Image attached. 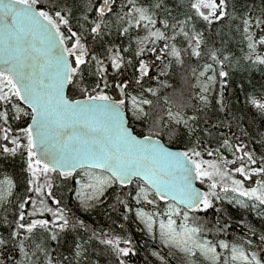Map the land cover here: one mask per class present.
Listing matches in <instances>:
<instances>
[{
	"label": "snow or ice",
	"instance_id": "6c2138e0",
	"mask_svg": "<svg viewBox=\"0 0 264 264\" xmlns=\"http://www.w3.org/2000/svg\"><path fill=\"white\" fill-rule=\"evenodd\" d=\"M240 69L264 81V0H0V264H134L130 221L186 264H264V83L230 107Z\"/></svg>",
	"mask_w": 264,
	"mask_h": 264
},
{
	"label": "trees",
	"instance_id": "16d2710c",
	"mask_svg": "<svg viewBox=\"0 0 264 264\" xmlns=\"http://www.w3.org/2000/svg\"><path fill=\"white\" fill-rule=\"evenodd\" d=\"M181 2L186 4L187 0H176V3H181ZM259 2H260V0H256V3H259ZM242 79H243L244 84L249 89H251L252 85L254 84L256 91H259L261 83H264V81H262V79H261V75H260L259 71H249V72L245 73L243 69H240L239 72H236L231 77L232 83L225 93L226 102L228 103V105L230 107L232 105H235L236 108L239 109L244 102V94L243 93H240L239 100L236 99V95H235V93L239 90L238 86H239ZM169 82L174 84L175 88L177 89V92H179L180 88L182 87V84H181V81L179 80V77H176L175 79H173ZM218 92H219V86L217 85V90H216L217 96H218ZM220 115H221V118H223V114L221 113ZM211 118L213 119L214 122H216L215 116H211ZM214 133H215V135H217L218 137H221V138H223L224 135H227L229 137H233V133L238 134L237 129L235 127H233L232 131H229V129L226 126L223 127L222 129H220V131H218V132H216L214 130ZM249 146L250 147L252 146L251 141H249ZM257 151L258 152L264 151V149H260L259 146L257 145ZM205 158L211 159L209 157H205ZM5 176H8L9 178H11L13 180L16 179V176L13 174L11 169H8L6 171L3 169H0V182L3 181ZM21 192H22V187H21ZM64 195H65V202H67L68 196L71 195V197L73 199V203H75V200L73 197L74 191L71 193L65 192ZM106 197H110V202H114V196H112L110 189L106 193ZM232 211L235 212V209H232ZM207 219L209 221H212V220H214V217L211 214H209L207 216ZM129 225L130 226L126 225L125 230L127 232H130L133 235L134 239L136 241H138L139 244L141 245L139 256L134 258V264H159V261L154 259L150 252L152 250L153 251H161L162 253H168V252L164 251L159 246L157 241L155 242V244H153L151 239H149L143 232H141L139 230L136 223L130 221ZM240 235H241L240 228H236V230L231 233V238L238 239ZM167 259L170 262V264H181L174 257H172L169 253H168Z\"/></svg>",
	"mask_w": 264,
	"mask_h": 264
},
{
	"label": "rangeland",
	"instance_id": "374dc122",
	"mask_svg": "<svg viewBox=\"0 0 264 264\" xmlns=\"http://www.w3.org/2000/svg\"><path fill=\"white\" fill-rule=\"evenodd\" d=\"M85 171H94V170H85ZM77 179H81V186H79L80 187V190H81V192H82V195H84V196H89V195H92L93 194V190L91 189V188H88V187H86V184H87V182H88V177L87 176H83V177H81V176H78L77 177ZM3 181H4V179H3ZM2 181V182H3ZM74 200H75V197H76V193H75V191H74ZM147 211H150L151 209H150V207L148 208V209H146ZM143 227V225H140V228H142ZM145 234V233H144ZM146 235V234H145ZM147 236V235H146ZM157 242H158V244H159V246L161 247V245H160V242H159V240H157ZM162 248V247H161ZM164 251H166V252H168L172 257H174L178 262H180L181 264H186V260L188 259L187 257H185L182 253H180L179 251H177V250H175V249H172L171 251H169V249H167V248H162ZM152 252H153V250L150 252L151 253V255H152ZM152 257L154 258V259H156L157 260V258L156 257H154L153 255H152ZM198 264H199V262H198Z\"/></svg>",
	"mask_w": 264,
	"mask_h": 264
},
{
	"label": "water",
	"instance_id": "95a60500",
	"mask_svg": "<svg viewBox=\"0 0 264 264\" xmlns=\"http://www.w3.org/2000/svg\"><path fill=\"white\" fill-rule=\"evenodd\" d=\"M199 186V185H198Z\"/></svg>",
	"mask_w": 264,
	"mask_h": 264
}]
</instances>
